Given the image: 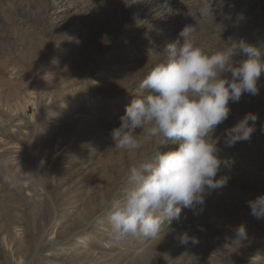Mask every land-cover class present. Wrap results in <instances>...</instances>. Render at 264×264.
Wrapping results in <instances>:
<instances>
[{"label":"rangeland","instance_id":"1","mask_svg":"<svg viewBox=\"0 0 264 264\" xmlns=\"http://www.w3.org/2000/svg\"><path fill=\"white\" fill-rule=\"evenodd\" d=\"M186 26L205 54L243 40L264 60V0H0V264H250L264 255V219L248 206L264 195V71L258 95L230 101L212 134L225 185L155 240L110 239L106 209L130 189L129 168L178 148L156 137L120 150L110 132ZM247 114L255 131L227 146L226 130ZM241 226L247 239L236 241ZM183 234L196 243L181 244Z\"/></svg>","mask_w":264,"mask_h":264},{"label":"clouds","instance_id":"2","mask_svg":"<svg viewBox=\"0 0 264 264\" xmlns=\"http://www.w3.org/2000/svg\"><path fill=\"white\" fill-rule=\"evenodd\" d=\"M192 31L184 27L176 41L166 45L165 61L139 84L142 98L132 99L119 127L110 132L114 148L120 150H137L156 137L178 145L176 150L157 152L151 162L129 168L130 189L106 209L110 239L116 242L128 237L155 240L165 222L180 219L182 208L196 214L208 190L225 185V178L215 179L222 161L212 134L228 119L230 101L239 102L242 94L258 95L257 81L264 71L259 50L241 40L205 54L195 45ZM237 55L248 59L234 60ZM256 120L257 116L247 114L227 129L226 145L249 140ZM137 129L142 130L138 136ZM7 167L8 161L0 160V168ZM248 206L255 218L264 219V195L248 201ZM235 235L236 241L247 239L244 226ZM190 240L196 243L187 234L179 237L181 244ZM250 264H264V255L253 256Z\"/></svg>","mask_w":264,"mask_h":264},{"label":"bare ground","instance_id":"3","mask_svg":"<svg viewBox=\"0 0 264 264\" xmlns=\"http://www.w3.org/2000/svg\"><path fill=\"white\" fill-rule=\"evenodd\" d=\"M58 124H57V122H55V124L53 125V126H57ZM38 245V244H37Z\"/></svg>","mask_w":264,"mask_h":264}]
</instances>
